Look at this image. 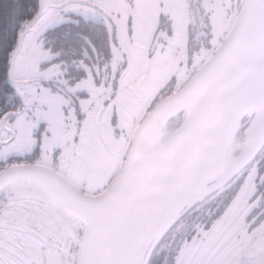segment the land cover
<instances>
[{"label": "snow or ice", "instance_id": "obj_1", "mask_svg": "<svg viewBox=\"0 0 264 264\" xmlns=\"http://www.w3.org/2000/svg\"><path fill=\"white\" fill-rule=\"evenodd\" d=\"M0 264H264V0H0Z\"/></svg>", "mask_w": 264, "mask_h": 264}]
</instances>
